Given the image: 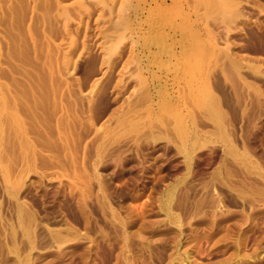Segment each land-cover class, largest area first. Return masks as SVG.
<instances>
[{"label": "rangeland", "instance_id": "1", "mask_svg": "<svg viewBox=\"0 0 264 264\" xmlns=\"http://www.w3.org/2000/svg\"><path fill=\"white\" fill-rule=\"evenodd\" d=\"M0 264H264V0H0Z\"/></svg>", "mask_w": 264, "mask_h": 264}, {"label": "bare ground", "instance_id": "2", "mask_svg": "<svg viewBox=\"0 0 264 264\" xmlns=\"http://www.w3.org/2000/svg\"><path fill=\"white\" fill-rule=\"evenodd\" d=\"M219 3H221V2H219ZM225 7H226V6H225ZM222 10H223V9H222ZM228 11H229V10H228ZM223 12H224V13H227V12H226V9H224ZM229 12H230V11H229ZM234 13H235V12H234Z\"/></svg>", "mask_w": 264, "mask_h": 264}]
</instances>
